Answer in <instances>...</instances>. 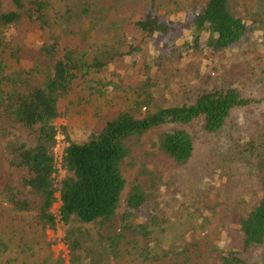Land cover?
Instances as JSON below:
<instances>
[{
	"label": "trees",
	"instance_id": "trees-1",
	"mask_svg": "<svg viewBox=\"0 0 264 264\" xmlns=\"http://www.w3.org/2000/svg\"><path fill=\"white\" fill-rule=\"evenodd\" d=\"M147 2L160 13L154 10L145 15L133 13L130 26L113 23L108 27L106 43L89 56L84 51L87 27L105 14L101 2L95 9L88 0H62L61 8H57L55 0H0L3 264H66L61 256L56 257L54 243L48 239V232L56 231L60 224L65 231L63 243L68 249L69 264L118 263L125 254L133 252L141 257L137 260L148 264H183L179 262L181 257L185 258V264H264V148L261 150L264 141H242L243 148H238L233 156L234 150L230 151L231 159L244 160L246 155V160L257 164V172L245 176L246 181L250 180L248 186H254L247 196L250 200L244 206L240 203L229 223L221 219L217 230L213 221L216 214L222 216L223 208L204 209L205 216L195 224L201 229L207 227L202 239L212 243L209 246L198 243L194 251L198 249L203 254L195 263L189 256L193 249L185 240L176 238L174 246L166 245V235L173 225L160 210L172 202L185 201L171 191L172 184L164 181L163 173L142 163L123 201L128 186L126 169L130 165L135 167L132 145L141 143L149 133L168 129L161 134L153 151L170 170L189 165L195 156V138L187 128H201L209 139L208 147L217 149L216 138L220 135L236 133L235 144L241 141L244 131L237 125L239 114L258 107L264 117V94H243L245 81L254 79L241 77L237 66H231L229 80L217 86L202 83L199 88H183L177 101L169 106L162 101L153 102L156 85L152 88L139 85L140 95L131 107L109 113L106 116L109 119L86 143L73 141L66 128H61L68 146L61 160L65 175L58 180L55 151L60 135L56 126L61 118L60 104L80 98L85 90L92 92L96 85L107 91L106 84L94 77L112 62L136 54L144 62L141 73L149 77L162 60L179 61L190 53L202 54L204 48L209 59L233 49L237 59L248 50L264 56V0ZM190 5L195 10L189 14ZM243 10L255 11L250 20L242 16ZM178 13H184L185 19L178 22ZM179 23L192 31V41L168 50L166 39ZM38 32L41 37L32 43L24 41L17 48L12 44L5 46L2 41L8 33L36 36ZM256 33L260 43L250 44L251 35ZM161 36L164 40L158 38ZM132 41L137 45L133 46ZM150 45L159 53L151 55ZM9 56L14 60L12 64ZM24 60L32 61L33 67L24 69L21 66ZM174 78L164 80L162 92L172 93L177 84ZM152 106L154 109L150 110ZM163 191H167L166 196ZM58 202L59 216L53 212ZM219 203L225 206L223 201ZM189 217L192 220H187ZM186 221L189 226L193 218L188 214ZM198 230H193L194 238Z\"/></svg>",
	"mask_w": 264,
	"mask_h": 264
},
{
	"label": "rangeland",
	"instance_id": "rangeland-1",
	"mask_svg": "<svg viewBox=\"0 0 264 264\" xmlns=\"http://www.w3.org/2000/svg\"><path fill=\"white\" fill-rule=\"evenodd\" d=\"M188 1V0H184ZM197 3L203 2V0H194ZM101 2L105 14L98 16L97 20L92 22L88 28L86 37L88 42L85 44L84 51L89 53V56L95 55L98 49L102 48L106 43V37L109 36L108 27L113 23H124L126 26H130L133 18V13L145 15L152 9L151 3H144L141 0H129L128 3L123 0H88V4L96 6ZM148 3V4H147ZM57 8L62 7V0H55ZM187 6V5H186ZM63 9V8H62ZM187 10L194 12L195 7L191 5L187 7ZM99 11V10H98ZM157 11V10H154ZM160 13V10L158 11ZM165 14L164 11H161ZM255 11L243 10L242 16L247 20H250V16ZM161 13V14H162ZM184 13H178L176 19L178 22L185 19ZM177 22V23H178ZM191 20L189 21V23ZM124 26V25H123ZM263 33V32H261ZM258 33V34H261ZM183 35L179 39V36ZM42 36L41 32H38L36 36L26 33H8L2 38L5 46L12 44L13 48L19 47L22 42L26 41L32 43L35 38ZM161 40L164 38L158 37ZM260 40L257 33L251 35L250 44ZM192 41V31L185 29L182 24H177L176 31L171 34L166 43L168 50L174 48L176 45L182 46ZM259 42V41H258ZM260 43V42H259ZM133 46L137 45L135 41H132ZM151 55L158 52V49L154 45L149 46ZM264 52V50H262ZM143 53L146 54V51ZM159 53V52H158ZM202 54L190 53L186 57H183L179 61H173L169 63L168 60H162L159 67H154L149 74V77L141 73L144 62L138 55H132L130 58L126 57L123 61H114L104 71L99 72L94 78L95 80H101L106 84V90L103 91L98 85L94 86L92 92L85 90L80 98H73V101H62L60 104L61 118L56 122V126L60 130L58 137L59 144L56 149V159L58 163V180L61 181L65 173L61 170V160L67 143L64 136L61 134V128H66V132L70 135L71 139L77 143H86L91 135L101 128L104 123L109 119L106 116L111 112H117L122 109L130 108L133 102L139 97L138 86H146L147 88L156 85V89L152 94L153 102L162 101L165 106H169L179 98L181 90H191L199 88L202 83L210 87H214L229 80L231 66H237L242 72L240 75L244 79L251 77L254 81L250 82L249 79L244 87L245 92L251 95L258 96L264 94V56L254 54L248 50L246 55L243 53L237 59L236 50H229L225 53L209 59L206 55L208 51L204 48ZM10 57V56H9ZM14 60L10 57L9 63L12 64ZM137 62L135 66L133 63ZM21 66L24 69H31L33 67L32 61L24 60L21 62ZM243 69V71H241ZM248 76V77H247ZM175 77V78H174ZM175 81L177 84L172 87V93L162 92V88L165 86L164 80L168 79ZM177 80V81H176ZM143 84V85H142ZM155 100V101H154ZM150 108V110H153ZM239 130L243 133L238 141V135L236 133L220 135L216 138L218 142L217 149L208 147L209 139L205 137V134L201 128H187L189 133L195 138L196 153L189 165L184 167H173L167 169L164 163L161 162L158 155L153 151L155 144L161 134L168 131L167 128L158 129L149 133L141 143H134L132 145L134 149V155L132 163L135 167L128 166L126 169V178L128 180V186L123 196V201L127 198L130 183L134 180L140 169L142 163H147L155 171L163 173L164 181H168L172 184V188L175 194L179 196V199L185 201L184 203L172 202L168 208L162 207L160 213L166 214L167 218H170L173 226L170 227V231L166 235V245L174 246L176 238L185 240L187 245L193 249L189 253L193 263L197 261V258L203 254L200 250H195L199 242H202L206 246H209L212 242L203 238L206 233L207 227L201 229L199 222L204 215V209H210L212 206L222 209L221 217L218 214L215 215L213 221L214 229H219L221 219L226 223H229L233 218V213H236L240 209V203L244 206L245 203L250 200L247 198L250 189L254 187L249 185V182L245 180L247 173L251 175V172L255 174L257 164L255 161L246 160L247 156L244 155V160H234L229 158L230 151L234 150L232 156L236 153L238 148L242 147V141L248 142L249 140L256 141V143H263L264 141V117L258 107L249 111L242 112L237 116ZM237 127V128H238ZM236 128V129H237ZM233 141V146H232ZM252 143V141H251ZM231 146V147H230ZM230 147V149H229ZM262 147L261 150H263ZM229 149V150H228ZM246 160V161H245ZM250 164V165H249ZM248 165V166H247ZM255 178L256 175H253ZM167 191H163V195L166 196ZM261 196V195H260ZM173 194L171 200L173 199ZM220 201H223V206ZM251 203V202H250ZM245 210H248L247 206ZM0 204H3V200L0 198ZM214 204V205H213ZM7 210L6 205H2ZM61 203L55 204L53 212L59 216ZM190 215L193 221H189L187 225L186 215ZM187 220H192L190 217ZM222 226V225H221ZM195 227V228H194ZM199 229L197 237H193V230ZM93 233H96L93 231ZM65 237V231L62 224L59 225L56 231L48 232V239L54 243L53 251L56 257H62L65 259L66 264H69V253L67 246L63 243ZM202 239V240H201ZM123 260L118 263L112 264H148L142 260L139 254L133 252V254H125ZM184 257H181L179 262L184 263ZM202 260V258H200ZM206 260H204L205 262ZM4 262L0 259V264ZM192 264V263H191Z\"/></svg>",
	"mask_w": 264,
	"mask_h": 264
}]
</instances>
